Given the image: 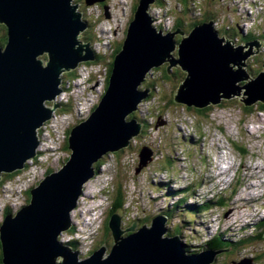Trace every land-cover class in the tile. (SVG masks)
I'll list each match as a JSON object with an SVG mask.
<instances>
[{"label": "water", "instance_id": "water-1", "mask_svg": "<svg viewBox=\"0 0 264 264\" xmlns=\"http://www.w3.org/2000/svg\"><path fill=\"white\" fill-rule=\"evenodd\" d=\"M72 1L0 0V26L7 38L5 48L0 46V179L2 174L22 170L35 157L37 131L58 108L57 104L45 107L43 102L61 93L62 75L96 59L90 43L80 40L87 24ZM104 1L84 0V4ZM154 2L139 0L121 50L113 57L104 95L90 116L69 132V159L30 189V201L14 217L3 218L2 264H210L220 253L209 250L187 256L177 236L164 237L162 215L154 217L149 227L136 229L133 223L123 231L122 217L113 213L107 224L113 245L106 258L101 247L79 260L69 245L58 240L71 227L70 213L95 176L94 164L126 148L140 133L142 124L126 118L148 97L150 90L140 86L152 69L168 61L184 71L173 94L177 105L201 110L231 100L241 90H245L244 107L264 105V64L254 78L246 71V61L257 53L258 42L238 47L228 40L223 43L225 39L209 21L196 25L177 44L174 37L184 32L163 35L153 27L149 12ZM151 161L150 149L143 147L135 174ZM125 232L130 234L124 236ZM235 264H252V260Z\"/></svg>", "mask_w": 264, "mask_h": 264}, {"label": "rangeland", "instance_id": "rangeland-1", "mask_svg": "<svg viewBox=\"0 0 264 264\" xmlns=\"http://www.w3.org/2000/svg\"><path fill=\"white\" fill-rule=\"evenodd\" d=\"M138 1L105 0L104 3L86 6L84 0H73L72 3L77 4V10L87 24L80 40L83 41V36V39L90 42L94 53L109 58L82 65L76 72L78 81L72 82L71 75L62 76L63 91L57 98L61 104L58 114L62 116L38 132L40 147L37 157L28 163V167L16 176H3L0 182V224L6 215V209L13 215L28 204L27 190L37 186L47 173L61 169L67 161L70 155L67 129L84 120L92 111H77L79 97L84 92L85 107L94 103L97 105L101 100L108 85L106 71L108 72L111 61L110 54L123 43ZM178 3V0L155 3L151 9L154 27L163 32L168 14L171 16L170 20L182 18L188 24L194 22L189 14H183ZM197 4L202 5L204 14L218 17V23L213 19V27L219 31L220 38L231 42L230 38L233 36L232 39L241 44V37L253 36L262 44L256 60L247 62L248 67L261 72L263 69L260 60H264V0H197ZM224 27H227L225 34ZM173 55L178 60V56L175 53ZM248 67L246 66V71L251 76ZM184 77L185 73L178 64L166 61L152 69L140 86L142 89L155 91L147 103L143 104L150 126L143 142L151 150L153 160L141 174H135L137 163H134L130 150L107 154L101 159L102 164L96 176L83 187L84 194L71 212L72 228L58 239L63 243L77 241V246L73 249L78 252L79 258H87L92 251L101 247L105 248L102 258H106L110 252L113 243L110 231L106 229L111 214L108 206L115 201L118 193L123 206L116 209V213L122 217L123 231L132 223H136L137 228L143 224L149 226L151 219L163 209L167 210L166 217L170 218L166 235H177L178 232L180 239L187 243L190 254L201 253L205 242L217 235H222V240L229 238L236 244L234 252L240 259L253 256L257 251L264 252V239L261 238V241L256 238L264 231V209H257L263 206L264 199L257 206L250 204V200L241 202V198L249 199L248 188L264 190V128L260 127H264V111L262 114L258 113V107L254 105L252 112H245L246 107L241 102L246 98L245 90H241L239 96L210 106L203 115H199L192 107L172 102L173 94ZM240 83L244 85L245 81ZM49 102L44 100V106ZM159 103V110L164 112L163 124L156 116L155 105L158 106ZM156 122L160 123L157 128L154 127ZM140 123L143 124L142 120ZM237 147L244 148L247 154L241 156ZM221 149L234 158L231 160L232 168L226 176L230 179L234 176L233 181L222 192L212 190L216 183L213 181L214 177L219 171L217 167ZM225 159L227 160L224 156L222 160ZM239 159H242V163ZM256 165L259 166L257 170ZM251 176L255 180L251 181ZM167 182L169 185L165 186ZM107 185L105 192L109 203L105 204L100 229L89 241L84 242L83 232L93 220L95 198L101 196L97 193ZM180 198L185 202H180ZM193 204L195 206L191 207ZM206 204L209 205L208 209H200L201 205ZM161 213L163 214L162 211ZM99 225L96 224L95 227ZM247 238L253 240L237 244ZM219 261L222 262L221 259ZM230 262V258L225 259V263Z\"/></svg>", "mask_w": 264, "mask_h": 264}, {"label": "trees", "instance_id": "trees-1", "mask_svg": "<svg viewBox=\"0 0 264 264\" xmlns=\"http://www.w3.org/2000/svg\"><path fill=\"white\" fill-rule=\"evenodd\" d=\"M179 1V6H180V8L181 9H183L182 10V12H183V14H185V15H188L189 13H190V10H200L201 11V13H202V19L203 20H201L199 23H205V22H208V21H210V20H218V17L217 18H213V17H211V16H208V15H206V14H204L202 11H203V9H202V5L201 4H197V0H178ZM158 2H162V0H155V2L153 3V5L155 4V3H158ZM104 3V2H103ZM152 5V6H153ZM219 5V4H218ZM220 6V5H219ZM136 8V7H135ZM213 20V21H214ZM217 23H218V21H217ZM196 24H198V23H190V24H188L187 23V21L186 22H184L183 21V19L182 18H177L176 19V21H175V23H174V27H175V30H181V31H183L184 33L185 32H187V31H189L192 27H194ZM229 27V26H228ZM226 28L227 27H224L223 28V31H224V33L223 34H225V32H227V31H225L226 30ZM5 33V35H3L2 36V34H3V32ZM219 33V32H218ZM225 37V36H224ZM229 37V36H228ZM251 37V36H250ZM250 37H247V38H244V41H251L254 37L252 36L251 38ZM181 36H179V35H176L175 37H174V40H175V42L178 44L179 43V41L181 40ZM232 38H233V36H232ZM82 40L84 41V42H87V39H83V36H82ZM82 41V42H83ZM7 43V38H6V29L3 27V26H0V46H4L5 44ZM120 48H121V46H119V47H117V49L115 50V51H113V54H112V58L117 54V52L120 50ZM175 54H176V51L174 52ZM98 57H97V62H100V61H103V60H105L103 57H101V55H97ZM110 70H111V63L109 64V66H108V76L107 77H109V75H110ZM251 70V69H250ZM251 73H252V71H251ZM68 74H70V75H72L73 77H76V75L74 74V71L73 72H70V73H68ZM152 96H151V94H148V97H147V100H149L150 98H151ZM146 101V100H145ZM257 105V107H258V111H260V112H263L264 111V105H261V104H256ZM210 107V106H209ZM209 107H207V108H205V109H201V110H198V109H196L195 111H196V113H198L199 115H203L204 114V112L207 110V109H209ZM253 107V106H252ZM252 107H246V108H244V110H245V112H247V113H250V112H252L253 111V108ZM195 109V108H194ZM163 114H164V112H163ZM135 116V114H131V115H129V119H132L133 117ZM144 128H146V123L144 124ZM67 146H68V143H67ZM238 148V151L241 153V155H245V154H247V151L244 149V148H240V147H237ZM240 148V149H239ZM116 153V152H115ZM120 153H123V151H120ZM101 164H102V162H98L96 165H95V167H96V172H98V170H99V167L101 166ZM20 172H15L13 175H18ZM13 175H9V176H13ZM29 197H28V199H29V201H30V197H31V195L29 194L28 195ZM180 202H185L184 201V199H182V198H180ZM122 206H123V203L121 202V196L119 195V193H118V195H117V197H116V199H115V201L113 202V205H112V212H114V211H116V209H119V208H122ZM191 207H193V206H191ZM112 212H111V214H112ZM166 217V216H165ZM168 219V221L170 220V218H167ZM108 227H107V225H106V229H107ZM166 233H167V229H166ZM262 234V232L260 233V234H258V236L256 237L257 239H260L261 240V238H260V235ZM253 240V238H247L245 241H243V242H240V243H238L239 245H242L243 243H246V242H251ZM261 241H263V240H261ZM214 242V241H213ZM215 247H219V246H221V247H225V246H227L228 244L226 243V242H215ZM70 246H77V242H74V243H72ZM220 248V247H219ZM245 249H248V248H246L245 247ZM186 252L187 253H190V251L189 250H187L186 249ZM253 260H254V262H253V264H264V252L263 253H258V251L257 252H255V254L253 255ZM0 264H2L1 263V253H0Z\"/></svg>", "mask_w": 264, "mask_h": 264}, {"label": "flooded vegetation", "instance_id": "flooded-vegetation-1", "mask_svg": "<svg viewBox=\"0 0 264 264\" xmlns=\"http://www.w3.org/2000/svg\"><path fill=\"white\" fill-rule=\"evenodd\" d=\"M257 56H258V53L257 54L255 53L252 56H250L246 61V66L248 67L247 62L256 60ZM260 62H261L260 65L262 67V65L264 64V60L263 61L260 60ZM258 66L259 65H257L256 68H258ZM248 68H249V70L251 69L250 70V72L252 71L251 76H254V77L260 72V71H257L256 69H253L250 67H248ZM3 176H7V175H3ZM27 193H28V191H27ZM5 213L8 214L9 210L6 209ZM260 238H263V234L260 235ZM215 242H220V241H215ZM215 242H213L212 244H206L205 245V247L208 246V247L213 248V249L222 250V252L215 258V260L212 264H227V263H225V259H229V258L231 261L230 264H233L234 262H236L238 260V257L236 256V253L234 252V249L236 248L235 243H233L230 240L229 241H222V242H226L228 245L225 247L219 246L220 247L219 248V247H215V245H214ZM220 259L222 260V262L219 261Z\"/></svg>", "mask_w": 264, "mask_h": 264}, {"label": "bare ground", "instance_id": "bare-ground-1", "mask_svg": "<svg viewBox=\"0 0 264 264\" xmlns=\"http://www.w3.org/2000/svg\"><path fill=\"white\" fill-rule=\"evenodd\" d=\"M108 17H109V16H108ZM184 35H185V34H183L182 37H185ZM5 46H6V44H5L3 47L5 48ZM121 47H122V44H121ZM108 49H109V48H108ZM120 50H121V48H120ZM120 50H119V51H120ZM119 51H118V52H119ZM118 52H117V53H118ZM46 57H47V56H46ZM62 123H63V122H62ZM257 169H259V166H258V165L255 166V170H257ZM35 187H36V186H35ZM35 187H34V188H35ZM32 189H33V188H32ZM84 191H85V190H84ZM83 194H84V193H83ZM89 214H90V213H89ZM71 218L73 219V213H71ZM124 235H125V234H124Z\"/></svg>", "mask_w": 264, "mask_h": 264}, {"label": "clouds", "instance_id": "clouds-1", "mask_svg": "<svg viewBox=\"0 0 264 264\" xmlns=\"http://www.w3.org/2000/svg\"><path fill=\"white\" fill-rule=\"evenodd\" d=\"M112 61H113V59H112L111 62H110V63H111V67H112ZM91 63H93V62H91ZM110 63H109V64H110ZM108 66H109V65H108ZM110 72H111V70H110ZM108 78H109V77H106V83H107V84H108ZM83 96H84V94L81 93L80 97H83ZM18 172H19V171H18ZM3 175H4V174H2V176H3ZM6 175H8V174H6Z\"/></svg>", "mask_w": 264, "mask_h": 264}]
</instances>
